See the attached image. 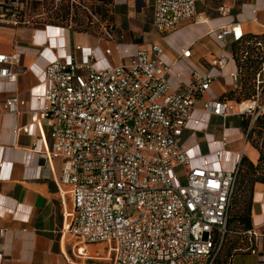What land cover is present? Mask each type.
Wrapping results in <instances>:
<instances>
[{"label": "built area", "instance_id": "2783aa9c", "mask_svg": "<svg viewBox=\"0 0 264 264\" xmlns=\"http://www.w3.org/2000/svg\"><path fill=\"white\" fill-rule=\"evenodd\" d=\"M32 3L0 0V25L30 24ZM197 3L153 0V29L163 35L187 20L206 22ZM227 11L218 9L221 15ZM253 14L256 18L257 9ZM214 33L224 47L247 35L237 21ZM257 45L264 53V44ZM105 52L117 54L115 65L97 69L93 55L81 61L69 53L48 63L44 89L35 95L40 107L30 110L32 123L44 120L49 129L51 148L41 156L61 193L63 228L80 255L86 245L102 244L111 264H216L241 160L225 167L228 145L235 141L225 134L210 141V152L191 151L212 117L250 116L251 128L264 114V63L254 79L255 94L236 99L216 94L213 84L235 63L228 76L234 90L240 89L243 63L257 57V51H245L241 64L224 49L211 53L210 66L194 68L188 77L176 61H165V49L157 41L148 47L115 42ZM180 57L191 59V47L182 49ZM21 63V51L0 53V85L18 82ZM26 104L12 95L3 110L18 114ZM177 167H183L184 184ZM242 234L255 244L261 238L254 228Z\"/></svg>", "mask_w": 264, "mask_h": 264}, {"label": "crops", "instance_id": "0c3cea01", "mask_svg": "<svg viewBox=\"0 0 264 264\" xmlns=\"http://www.w3.org/2000/svg\"><path fill=\"white\" fill-rule=\"evenodd\" d=\"M112 2L113 7L122 11L126 21L118 20V32L111 30L110 36L77 31L71 25H0V53L22 52V72L18 82L2 81L0 85V230H3L0 236V264H111L102 244L86 245L85 253L80 255L75 241L63 228L65 217L61 193L49 176V169L41 156L42 152L51 148L49 129L44 120L32 123L30 113V110L40 107L35 95L44 89L48 63L67 53L81 61L93 55L95 67L103 69L118 61L116 53L107 55L105 52L115 42L123 47H148L157 41L165 49V61H176L188 77L194 68L206 69L210 66L207 57L211 53L219 54L224 49L229 57L233 55L234 43L230 42L224 47L217 41L214 32L219 27L237 21L242 23L247 35L264 34V0H198V14L206 17L207 21L187 20L174 31L163 35L152 27L153 0ZM221 6L227 7L226 15L218 12ZM253 9H257L256 18ZM77 45L82 48L76 50ZM187 47L192 49L189 60L180 57L182 49ZM235 66V63H230L222 71V77L215 81L213 90L216 94L239 92L240 89L234 90L228 76ZM243 79L244 76L241 77L240 86ZM12 95H20L27 101L24 110L18 114L3 110L6 98ZM234 117H212L206 134L198 133V145L193 147L191 154L210 152V141L225 134L235 139L228 145L229 153L223 160L225 167L231 168L244 156L257 165L260 152L245 138L242 128L229 124V119ZM214 119L220 120L221 124L214 127ZM55 164L56 174L59 172V161ZM251 216L252 228L261 235L259 242L250 244L242 241L233 250L231 246L228 247L220 257L219 264H264L262 182L254 185ZM250 247L257 252L253 253L248 249Z\"/></svg>", "mask_w": 264, "mask_h": 264}, {"label": "trees", "instance_id": "16d2710c", "mask_svg": "<svg viewBox=\"0 0 264 264\" xmlns=\"http://www.w3.org/2000/svg\"><path fill=\"white\" fill-rule=\"evenodd\" d=\"M60 1L62 2L63 0H60ZM70 1L72 0H64L62 2V4L60 5V11L57 12L55 19H53L55 21L50 19L48 22L42 21V23L69 26L70 24L68 23L67 20H69V17H70ZM41 2L42 0H33L32 8H37ZM258 42H262L264 44V34H249V35H246L243 41L236 42L233 44L232 52L238 64L242 63L241 59L245 51H249V50L257 51L258 54H257V57L250 59L249 61L243 63L244 79H243L242 86L238 93L233 92L230 95H228V97L241 99V98H250L255 94L254 79H255L257 71L260 69L262 63H264V53L258 50V45H257ZM234 118L238 119L236 124L234 125L242 128L244 133L247 134L248 140L260 152L259 162L257 165H255L246 156H244L241 159V167H240V172L238 175V177H240V182H239L237 191L235 190L234 198L236 194L240 195V193L245 192V195H244L245 196L244 198L245 206L242 212L236 211L235 213H233L231 217V221L233 220L237 221L239 224L240 229L234 232L235 234L240 235L241 242L243 241V242L253 244V242L250 241L242 233L251 229L253 226L251 215H252L254 185L256 182L264 183V114L259 116L255 120L251 128H250V125H251L252 120L250 116H235ZM245 167H247V170L244 169ZM238 181L239 180H237V183ZM234 198H233V201H234ZM229 234H230V230L228 229V233L226 235L224 245L217 258L216 264H219L220 257L223 255V253L226 252V249L228 247L231 246L232 250L234 248L239 247L238 246L239 244H236V242H232L229 244L226 243L227 237L229 236ZM248 249L252 250L253 247L252 248L250 247Z\"/></svg>", "mask_w": 264, "mask_h": 264}, {"label": "rangeland", "instance_id": "374dc122", "mask_svg": "<svg viewBox=\"0 0 264 264\" xmlns=\"http://www.w3.org/2000/svg\"><path fill=\"white\" fill-rule=\"evenodd\" d=\"M64 1V0H63ZM62 1V2H63ZM60 0H42L37 8H32L31 12L28 15V19L32 24L43 25L42 21H49L50 19H55L57 12L60 11V5L62 4ZM118 8L113 7L112 0H76L70 1V17L68 23L72 26L73 29L81 32H89L94 35H104L108 30L109 32L116 33L118 32L117 21H126V18L122 15V11L117 10ZM51 16V17H50ZM55 21V20H53ZM57 21V20H56ZM41 22V23H40ZM30 23V24H31ZM215 120V119H214ZM237 118L229 119V124H236ZM219 121H213V126H219ZM218 135V133H217ZM257 137V136H255ZM205 150V149H204ZM247 170V167L244 168ZM175 172L179 176L180 183L184 184L186 178L183 175V167H177ZM238 185L240 182V177H238ZM237 193V192H236ZM245 192L240 193V195L235 196L232 203L230 211V220L228 223V229L230 234L227 237L226 243L236 242L240 244L241 237L238 234H235L234 231L240 229L237 221H231L233 213L236 211L243 210L245 206ZM237 198V200H236Z\"/></svg>", "mask_w": 264, "mask_h": 264}, {"label": "bare ground", "instance_id": "6f19581e", "mask_svg": "<svg viewBox=\"0 0 264 264\" xmlns=\"http://www.w3.org/2000/svg\"><path fill=\"white\" fill-rule=\"evenodd\" d=\"M255 157V156H254Z\"/></svg>", "mask_w": 264, "mask_h": 264}]
</instances>
